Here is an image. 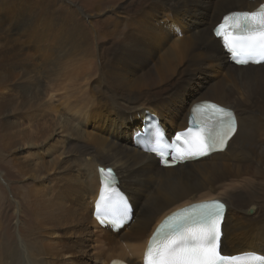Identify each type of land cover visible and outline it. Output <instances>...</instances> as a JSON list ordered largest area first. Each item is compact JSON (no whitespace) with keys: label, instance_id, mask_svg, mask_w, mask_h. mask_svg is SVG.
Segmentation results:
<instances>
[{"label":"bare ground","instance_id":"6f19581e","mask_svg":"<svg viewBox=\"0 0 264 264\" xmlns=\"http://www.w3.org/2000/svg\"><path fill=\"white\" fill-rule=\"evenodd\" d=\"M262 1L97 0L96 38L70 8L58 5L56 13L48 4L38 20L55 30L51 26L44 31L41 23L33 29L34 37L41 40L37 56L39 62L43 60L39 72L32 74L39 66L30 61L29 47L35 42L26 33L37 27L36 20H29V4L24 0H0V80L10 91L6 98L16 101L13 105L10 98L8 108L27 114L21 118L34 130L20 137L42 146L44 155L49 153L45 145L57 139L53 163L33 162L47 173L38 170L26 175L34 184L28 204L35 220V230L26 235L44 236L34 242V258L28 257L27 264H88L87 260L108 264L111 259L142 264L153 226L178 208L211 199L226 206L221 251L264 255L263 210L251 199L264 188V64H230L220 41L212 36V27L223 14L251 11ZM88 24L92 26L93 21ZM64 80L69 87L61 86ZM60 90L64 94L57 99L63 105L52 101ZM200 101L234 114L237 128L222 152L164 169L153 155L132 143L143 111L153 113L160 126L175 132L185 128L191 105ZM27 104L31 111L18 109ZM57 108L59 115L49 119ZM136 120L139 123L134 125ZM18 132L14 128L11 134ZM97 167L112 170L117 189L132 204L131 221L115 234L99 229L91 220L99 189ZM68 198L72 208L84 210L90 227H81L80 243L75 245L78 254L65 262L62 255L67 250L74 253V246L56 248L50 237ZM248 209L252 210L249 215ZM91 228L100 235V247L111 246L96 247L93 256L87 244ZM119 249L136 256L127 260L121 252L116 254ZM19 255H14L13 264H22Z\"/></svg>","mask_w":264,"mask_h":264},{"label":"rangeland","instance_id":"374dc122","mask_svg":"<svg viewBox=\"0 0 264 264\" xmlns=\"http://www.w3.org/2000/svg\"><path fill=\"white\" fill-rule=\"evenodd\" d=\"M24 1L29 4V8H28L29 20H36L35 22L37 24V27H32V29H28L26 33V34H30L31 36L29 40L33 39L35 42V45L33 46L30 45L29 47V49H31L30 61L33 64V66L34 65L39 66L38 68L34 70L32 74H34L35 72H39L38 70L41 69L40 65L43 60L42 59L41 62H39V57L37 56L39 55L38 50H41V48L38 47V44H40L41 40H39L38 36L36 35H35L36 37H34L36 30H33V29L38 28L39 24L41 23V26H45L44 31H49L50 30L49 28H51V26L53 27V30H55L52 24H49L45 21L38 20L39 14L43 12L42 10H45L48 4H50L51 6H54L56 13L58 11V8L60 7L70 8L68 10L71 11L72 14L73 13L76 14L79 20L83 21L85 28L91 31V33L93 31L95 32V33H92L93 38H96L98 36V33L95 30L97 18L94 12L95 6L97 5V0H24ZM58 5H60V7ZM99 5H102V4L99 3ZM231 7L234 9V7H237V6H230V8ZM68 10H66V13H68ZM0 16H3L2 12H0ZM53 17L54 15L52 14L50 20H53ZM89 21H93V24H91L92 26L88 24ZM98 41L100 42L99 38H98ZM33 54H34V57L36 56L35 58H33ZM45 57L47 58L48 56H45ZM17 59L18 58H15L13 61H16ZM1 71L2 70L0 69V72ZM20 84L24 85L23 83H19V85ZM69 84L70 82L68 80H64L61 82V86H64V87H69ZM1 89H3V91H0V264H13L14 255L15 254L19 255V253H20L19 255L20 258L22 257L20 259L22 264H27L28 257L34 258L33 252H32L34 248L33 246L35 245L34 242L43 240L44 236H39L38 238H32V239L31 237L27 236L33 230H35L33 228L35 220H34L33 214H31L30 209H29V207L31 206L28 204V202L31 201L29 198L30 189L34 184L31 178H29V176H26V175L32 173L33 171L37 172L38 170L40 173H47V171L43 170L41 164H39V166L37 167V166H34L33 162L37 159H45L46 160L45 162L49 161L48 163L50 164L53 163L54 161H51L52 160L51 157L56 154V151H57L56 140L57 139L56 140L53 139L45 145V148L47 147L49 149V153L47 155L43 154L42 146L33 145L34 144L33 141L22 139V137H20L22 133L33 131L34 129L30 128V126H28V123H26V121L21 118V115H24L27 117V114L25 112L19 111V112L13 113L8 108V104L9 106L11 104L9 100L12 96L6 98L7 94L9 96L10 91L6 89V82H2L0 80V90ZM56 94H57V97L56 95L54 98L52 97V101L56 103V101L59 100V102L62 103V101L57 98L58 96L64 94L63 90H60ZM190 100L189 102H191ZM12 101H14L13 102V105H14L16 102L15 99H12ZM18 103L20 104V101H18ZM21 108L28 109L31 111V106L29 104L25 106L19 105L18 109H21ZM55 114L59 115L58 108L54 110L53 112H51V114L48 116L49 119L50 118L55 119L57 117V116H54ZM136 116L140 117V115H136ZM138 123L139 122H137L136 120L134 125ZM13 127L19 130V132L16 135L11 134L12 129H14ZM161 127L166 132H169V133L172 132L164 128L163 125H161ZM131 129L132 127L129 130ZM11 140L15 141V143H13ZM21 161L26 162L29 165L21 168L19 164H16L17 162H21ZM48 178H49V174H47V177H46L47 180L45 181V183H48ZM55 182L56 181L53 180V183ZM61 184L62 183L60 182L58 185H61ZM62 195L65 198L66 194L64 191ZM70 198L72 199L73 196H70ZM70 198L66 199L67 202L62 206L63 208L59 212L61 217L58 220V222L54 225L55 229L53 231V235H51L50 237L51 243L56 248H73L74 246V250H75L74 253H69V251L67 250V253L62 255L63 260L65 262L67 260H71L72 258L71 254H78L77 251H79L78 250L79 247L75 245L80 243V240L77 235L81 233V227L83 225H87L90 227V225L88 224L85 218V214L83 213L84 210L78 209V208H72L71 207L72 201L70 200ZM251 199L254 200L258 204L260 203L259 206L261 208V212L263 210L262 215H264V188H262V190L258 193L256 197L251 198ZM71 209H73V213H71ZM91 220H92V217H91ZM152 222H150V225ZM50 227L52 226L50 225ZM91 231L93 232L92 235L87 236L88 237L87 244H89L88 249H89V254H92L91 256L97 253L96 247L97 248H110L111 247V246L106 247L104 246V244H103V247H100V245H102V243L98 242L99 239H101L100 235L97 232H95V230L93 231V228H91ZM16 241L18 244H16ZM104 242H108L107 237ZM118 244L120 245L118 247L122 248L120 240L118 241ZM20 250L22 251V253ZM121 250L122 249H119L116 252V254L118 252H121L122 255L125 256V259L127 260L128 258H131L132 260L133 257L136 256V255H134L133 257L129 256L130 253H127V251H124V249L123 251ZM80 261L81 259L78 258L77 262L80 263ZM87 262L88 264H98L96 262L90 263V260H87Z\"/></svg>","mask_w":264,"mask_h":264},{"label":"snow or ice","instance_id":"6c2138e0","mask_svg":"<svg viewBox=\"0 0 264 264\" xmlns=\"http://www.w3.org/2000/svg\"><path fill=\"white\" fill-rule=\"evenodd\" d=\"M215 35L222 39L224 46L232 53L237 63L246 64L254 57L264 58V5L258 10L232 13L226 16L215 30ZM244 57V59H241ZM258 62V61H257ZM193 126L186 132L177 133L172 143L157 130L156 147L149 149L163 156L164 148L173 144L186 149V155L180 159H193L214 150L221 149L235 133L237 125L230 110L215 104L202 103L193 108ZM203 112L205 123L195 120V113ZM211 121V123H207ZM193 127L201 129L193 131ZM183 142H181V138ZM175 159V157H173ZM167 163V161H165ZM101 175L106 171L101 169ZM109 173L110 169L107 170ZM105 188L110 180H102ZM101 192V200H104ZM224 205L211 201L190 206L182 213L176 214L177 222L168 225V231L154 237L145 256V264H264V256H227L218 251L221 236L220 221ZM100 210V203H97ZM103 222V221H102ZM117 264V262H114Z\"/></svg>","mask_w":264,"mask_h":264},{"label":"water","instance_id":"95a60500","mask_svg":"<svg viewBox=\"0 0 264 264\" xmlns=\"http://www.w3.org/2000/svg\"><path fill=\"white\" fill-rule=\"evenodd\" d=\"M251 212H252L251 209H248V210L246 211V213H247L248 215H249Z\"/></svg>","mask_w":264,"mask_h":264}]
</instances>
